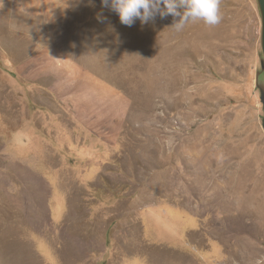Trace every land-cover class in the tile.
Wrapping results in <instances>:
<instances>
[{"label":"rangeland","instance_id":"1","mask_svg":"<svg viewBox=\"0 0 264 264\" xmlns=\"http://www.w3.org/2000/svg\"><path fill=\"white\" fill-rule=\"evenodd\" d=\"M43 1L0 0V264L264 258L257 1L180 32L172 16L122 25L101 0L47 26ZM67 54L105 87L55 94Z\"/></svg>","mask_w":264,"mask_h":264},{"label":"clouds","instance_id":"2","mask_svg":"<svg viewBox=\"0 0 264 264\" xmlns=\"http://www.w3.org/2000/svg\"><path fill=\"white\" fill-rule=\"evenodd\" d=\"M101 4L117 14L122 25L129 27L137 20L145 25L154 22L157 16L161 19L172 16L174 23L170 28L180 32L190 23L199 21L213 27L222 19L220 0H101ZM255 264H264V258Z\"/></svg>","mask_w":264,"mask_h":264},{"label":"crops","instance_id":"3","mask_svg":"<svg viewBox=\"0 0 264 264\" xmlns=\"http://www.w3.org/2000/svg\"><path fill=\"white\" fill-rule=\"evenodd\" d=\"M22 8H27L26 4L22 2ZM36 9H35V14H41L43 17V21L47 26H52L53 24H56L57 21L58 23H61L63 20V15L65 11L68 9L69 6V0H59L56 2H53L52 0H45L42 3L36 2ZM29 8V7H28ZM42 12H39V11ZM65 52V51H64ZM68 53V52H66ZM69 54V53H68ZM67 54V57H60V62L61 65L58 66L57 72L53 74L55 81L53 82V86L51 89L55 94H57V90L60 88L67 89V90H82V93L80 95V99L86 100V94H84L83 89L85 88L83 85L86 81H90V79L93 81L92 84H95L92 89L96 88H103V84L101 83L100 80H94L93 77L91 76V73L89 70V66L87 67L84 66L83 61L73 58ZM66 55V54H65ZM72 78L71 82H69L68 79ZM105 87V86H104ZM91 89V91H92ZM97 90V89H96ZM107 91V88L106 90ZM96 96H100L98 94H95ZM78 96V95H77ZM88 96H93L88 94ZM121 99H123L121 97ZM107 100V99H106Z\"/></svg>","mask_w":264,"mask_h":264},{"label":"water","instance_id":"4","mask_svg":"<svg viewBox=\"0 0 264 264\" xmlns=\"http://www.w3.org/2000/svg\"><path fill=\"white\" fill-rule=\"evenodd\" d=\"M260 15H261V50L264 58V0H256ZM261 69L264 70V60L261 61ZM262 104L264 107V97H262Z\"/></svg>","mask_w":264,"mask_h":264}]
</instances>
